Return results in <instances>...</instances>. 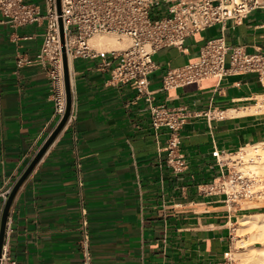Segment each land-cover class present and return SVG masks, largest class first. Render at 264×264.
<instances>
[{"label":"crops","instance_id":"0c3cea01","mask_svg":"<svg viewBox=\"0 0 264 264\" xmlns=\"http://www.w3.org/2000/svg\"><path fill=\"white\" fill-rule=\"evenodd\" d=\"M26 1L43 7V0ZM45 30L44 19L13 27L0 14V185L21 177L58 125L51 70L37 59ZM219 36L248 53L264 52V7L187 37L181 49L169 46L153 55L159 67L149 79L152 104L187 116L178 131L181 172L168 164L164 148L172 131L154 127L150 102L130 84H109L113 65L102 67L103 59L72 61L76 130L63 126L10 208L18 264H84L78 172L91 264L226 263L234 226L253 212L203 189L221 174L215 149L231 155L264 141V110L252 112L264 88L253 73L162 87L169 68L196 61L201 47ZM120 41L121 48L129 45Z\"/></svg>","mask_w":264,"mask_h":264},{"label":"built area","instance_id":"2783aa9c","mask_svg":"<svg viewBox=\"0 0 264 264\" xmlns=\"http://www.w3.org/2000/svg\"><path fill=\"white\" fill-rule=\"evenodd\" d=\"M42 5L43 7L26 0H0V14L13 27L42 19L46 21L44 39L37 59L51 70L58 123L66 112L61 19L68 64L76 58H101L104 61L102 67L113 65L108 83L133 86L138 95L150 102L154 127H168L172 131L164 149L168 151V164L176 172H181L185 168V162L183 156L178 154V131L187 116H179L176 111L163 104H152L153 91L149 89V79L159 67L153 55L169 46L181 49L187 37L215 24L224 27L230 20L240 22L253 10L264 7V0H60V9L58 0H43ZM104 33L127 37L131 43L124 49L103 50L93 47L91 37ZM230 73H253L264 88V52L248 53L242 45H227L223 36L212 38L201 47L196 61L169 68L162 77V87L171 89L209 78L221 81ZM75 123L76 113L72 103L66 124H70L75 131ZM212 155L217 158L221 174L203 192L222 194L224 202L230 205L261 195V191L255 189L258 182L253 176L243 174L229 164V153H222L220 156V152L215 149ZM75 158L79 166L77 153ZM15 183L16 181L5 178L0 185V234L4 208ZM78 196L79 245L84 264H91L87 208L79 172ZM12 231L9 212L0 250V264H18L11 251ZM229 253L230 250L224 253L225 261L231 260Z\"/></svg>","mask_w":264,"mask_h":264},{"label":"bare ground","instance_id":"6f19581e","mask_svg":"<svg viewBox=\"0 0 264 264\" xmlns=\"http://www.w3.org/2000/svg\"><path fill=\"white\" fill-rule=\"evenodd\" d=\"M104 34H109V33H104ZM101 35L102 34H96L91 37L92 44L94 45L93 47L96 46V48L99 47V49L101 47L112 50L117 48L124 49L130 45L129 44L128 46L121 48L120 40L114 39L113 37L110 36L106 37ZM71 65H72V61L70 60L69 72L71 70ZM261 110H264V94L258 96V104L257 106L252 108V112L255 113L256 111L261 112ZM244 112L242 110V113ZM232 113H236V112L232 111ZM231 155L233 156L232 157L233 160L230 162L234 163L233 162L234 160H236V162L238 161L237 163H234V165L237 166L238 168L237 170L239 172L253 176L256 181H261V182L264 181V141L244 146L240 150H238L237 152ZM239 223H240L239 224L240 229L245 228L250 230L251 232L250 240H253V242L252 243L250 242L249 244L247 243L248 246L247 247L245 246L246 249L244 250L243 253L241 252L230 253L231 258L238 259V257H245L249 260L250 264H264V213L256 212V213L246 214L239 219ZM245 242L247 241L246 240L244 241V239H238L239 245L244 244ZM257 242H260L261 245H257L256 244Z\"/></svg>","mask_w":264,"mask_h":264},{"label":"water","instance_id":"95a60500","mask_svg":"<svg viewBox=\"0 0 264 264\" xmlns=\"http://www.w3.org/2000/svg\"><path fill=\"white\" fill-rule=\"evenodd\" d=\"M58 8L60 9V0H58ZM60 35H61V48H62V58H63V69H64V82H65V91H66V112L61 119V121L58 123L52 134L49 136V138L46 140L44 145L41 147V149L38 151V153L35 155L31 163L28 165L24 173L21 175V177L16 181L12 192L8 198V201L4 208V213L2 217V223H1V234H0V250L1 245L3 241V235H4V228L6 224L7 217L10 212V208L12 206V203L14 201V198L18 192V189L20 188L23 181L26 179V177L29 175V173L32 171L38 160L41 158V156L44 154L47 147L50 145V143L54 140L56 135L59 133V131L63 128V126L66 124L68 115L70 113V110L72 108V90H71V79H70V72H69V64H68V58L66 53V47H65V40H64V31H63V25L62 21L60 19Z\"/></svg>","mask_w":264,"mask_h":264},{"label":"rangeland","instance_id":"374dc122","mask_svg":"<svg viewBox=\"0 0 264 264\" xmlns=\"http://www.w3.org/2000/svg\"><path fill=\"white\" fill-rule=\"evenodd\" d=\"M101 36H106V37H113L114 39L117 40H125L128 41V44H130V40L126 37H118L117 35H114L112 33L109 34H102ZM126 47V46H125ZM231 159L229 160V163L231 166H233L235 168V170H237V166L234 165V163H237L236 160H233V156H230ZM258 183L255 185V189L256 190H260L261 195L259 197L253 198V199H247V200H242L240 201V204L244 205V206H248L251 207V212L256 213V212H260V213H264V181H257ZM263 183V184H262ZM261 184V185H260ZM263 189V190H262ZM239 221L237 222V224L234 226L233 230H234V234L232 235V240H231V249H230V253L233 252H241L243 253L244 250L246 249V247L248 246V244L251 242H253V240H250L251 238V232L249 229H240L239 227ZM238 239H244V241L246 240L247 242H245L244 244L239 245L238 244ZM250 240V241H249ZM248 243V244H247ZM257 245H261L260 242L256 243ZM246 246V247H245ZM239 250V251H238ZM229 253V257H231V254ZM225 264H250L249 260L245 257H238V259H232L229 261H226Z\"/></svg>","mask_w":264,"mask_h":264}]
</instances>
